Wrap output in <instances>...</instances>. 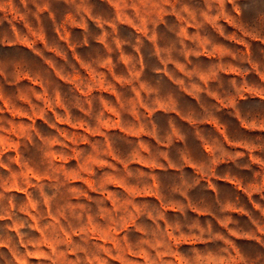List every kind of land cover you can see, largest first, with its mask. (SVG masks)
I'll return each mask as SVG.
<instances>
[{"label": "rangeland", "instance_id": "374dc122", "mask_svg": "<svg viewBox=\"0 0 264 264\" xmlns=\"http://www.w3.org/2000/svg\"><path fill=\"white\" fill-rule=\"evenodd\" d=\"M0 264H264V0H0Z\"/></svg>", "mask_w": 264, "mask_h": 264}]
</instances>
